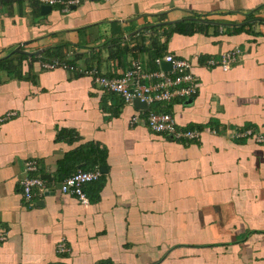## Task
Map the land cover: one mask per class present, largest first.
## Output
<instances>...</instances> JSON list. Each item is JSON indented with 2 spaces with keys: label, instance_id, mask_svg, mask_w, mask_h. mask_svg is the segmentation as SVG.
I'll return each instance as SVG.
<instances>
[{
  "label": "crops",
  "instance_id": "obj_1",
  "mask_svg": "<svg viewBox=\"0 0 264 264\" xmlns=\"http://www.w3.org/2000/svg\"><path fill=\"white\" fill-rule=\"evenodd\" d=\"M187 19L192 33L165 35ZM54 47L106 76L134 62L156 71V55H174L192 63L197 93L125 104L87 75L42 70ZM234 48L243 53L234 67L207 66ZM17 49L41 54L0 71V118L14 113L0 124V264H264V144L232 137L264 138V0H83L67 13L0 0V59ZM154 107L199 128V141L151 133L142 121ZM90 153L105 158L81 203L59 186L87 170ZM28 176L47 177L31 202ZM62 239L69 251L59 255Z\"/></svg>",
  "mask_w": 264,
  "mask_h": 264
},
{
  "label": "built area",
  "instance_id": "obj_2",
  "mask_svg": "<svg viewBox=\"0 0 264 264\" xmlns=\"http://www.w3.org/2000/svg\"><path fill=\"white\" fill-rule=\"evenodd\" d=\"M83 0H38L39 4L50 8H58L62 13H67L72 7H78ZM65 60L54 59L52 61L40 62V68L44 71L63 69L69 73L87 75L91 77L95 86L107 93L117 95L125 104H132L135 100L145 103L147 106L162 104L168 105L174 100L187 99L197 93L198 79L192 73V63L189 60L165 54L162 58L154 61L157 66L169 63L170 69L165 71L158 69L152 72H143L139 63H131V66L120 75L106 76L92 67L71 65L73 52H65ZM243 56L239 48H234L222 53L218 59L206 61L208 67L218 66L226 71L241 61ZM14 113H7L0 118V124L11 119ZM141 120L137 116L130 119L131 125H136ZM146 128L153 134L163 135L177 142H198L201 132L197 129H182L177 126L171 113L156 112L148 110L142 121ZM234 138H247L256 143L264 144L263 136L257 132L246 129L243 132H233ZM33 162L27 163L25 169L29 172L35 171ZM101 177L98 168L92 171L78 170L65 178L59 186L64 195L76 197L79 202L86 203L87 197L84 186L97 182ZM46 191L45 180L28 176L22 182V195L26 202H31L36 195H42ZM6 239V233L0 229V242ZM69 251L64 239L57 245L56 252L63 255Z\"/></svg>",
  "mask_w": 264,
  "mask_h": 264
},
{
  "label": "trees",
  "instance_id": "obj_3",
  "mask_svg": "<svg viewBox=\"0 0 264 264\" xmlns=\"http://www.w3.org/2000/svg\"><path fill=\"white\" fill-rule=\"evenodd\" d=\"M36 2H38V0H36ZM35 6V4H34ZM36 7V6H35ZM54 9H58V8H54ZM59 10V9H58ZM197 21L195 20H192V19H187V20H183L181 22H176L174 24H172L169 28V30L165 31V35L167 36L168 34H171L172 32H182L184 34H188V33H192L193 30H195V26H196V23ZM164 26L163 25H157L156 27H153V29H156V30H160L162 29ZM59 48L60 47H54V48H51V49H48L47 51H45L43 54H42V58H40L39 60V64L41 62V60L43 61H52L54 59H58L60 61H64L65 60V53H61L59 51ZM157 48L158 49H161L159 48V44H157ZM67 51V50H66ZM164 56V55H163ZM163 56H155L153 58V62L158 59V58H162ZM27 59V56L23 55V54H12L11 56H8V57H5L3 59H0V71H5L6 73H11V72H18L19 71V68L21 66V63ZM35 60V59H34ZM71 65H77L76 61L75 60H72L70 62ZM156 66V64H154ZM157 68V67H156ZM155 70V69H154ZM155 107H158L155 106ZM153 108V109H150L152 111H156V112H164V113H169L168 111L166 110H163V109H159L157 110L156 108ZM190 129H197L200 131L199 128H190ZM246 129L244 130H241L239 132H243L245 131ZM66 135H69V133H63V132H60L58 134V137L57 139L59 140H62V137L64 138ZM91 156V159L92 161L90 160V156H88L87 158L89 159V163L87 166V170H82V171H92L93 169L95 168H98L100 169L103 165V161H104V154L103 155H98V154H93V153H90L89 154ZM75 173V172H74ZM73 174V173H71ZM71 174H69L68 176H66L65 178L69 177ZM64 178V179H65ZM63 179V180H64ZM62 180V181H63ZM61 181V182H62Z\"/></svg>",
  "mask_w": 264,
  "mask_h": 264
},
{
  "label": "water",
  "instance_id": "obj_4",
  "mask_svg": "<svg viewBox=\"0 0 264 264\" xmlns=\"http://www.w3.org/2000/svg\"><path fill=\"white\" fill-rule=\"evenodd\" d=\"M48 8L50 9V7H48ZM74 8H75V7H72L71 9H74ZM15 52H16V53H21V54H23V55H25V56H27V57L37 56V55H40V54H41L40 51H37L36 53H29V52L21 51V50H19V49L15 50ZM161 68H162V70L167 71V70L170 69V64H169V63H162ZM133 104H134V106L139 107V108H146V107H147V105H146L145 103L140 102V101H138V100H135V101L133 102ZM100 172H102V169H100ZM41 178H42V179H45V178H47V177L44 176V177H41Z\"/></svg>",
  "mask_w": 264,
  "mask_h": 264
}]
</instances>
